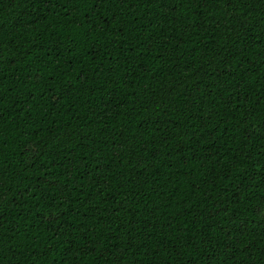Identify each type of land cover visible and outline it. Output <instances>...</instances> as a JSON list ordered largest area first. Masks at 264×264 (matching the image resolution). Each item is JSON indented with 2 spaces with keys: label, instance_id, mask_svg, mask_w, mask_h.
<instances>
[{
  "label": "trees",
  "instance_id": "16d2710c",
  "mask_svg": "<svg viewBox=\"0 0 264 264\" xmlns=\"http://www.w3.org/2000/svg\"><path fill=\"white\" fill-rule=\"evenodd\" d=\"M0 264H264V0H0Z\"/></svg>",
  "mask_w": 264,
  "mask_h": 264
}]
</instances>
